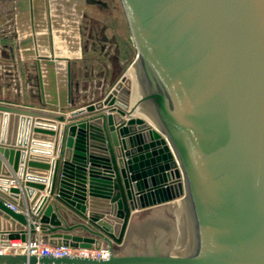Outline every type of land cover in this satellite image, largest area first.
I'll return each mask as SVG.
<instances>
[{
  "label": "water",
  "instance_id": "water-1",
  "mask_svg": "<svg viewBox=\"0 0 264 264\" xmlns=\"http://www.w3.org/2000/svg\"><path fill=\"white\" fill-rule=\"evenodd\" d=\"M122 3L135 105L125 73L72 111L0 103V245L38 221L108 258L0 264H264V0Z\"/></svg>",
  "mask_w": 264,
  "mask_h": 264
},
{
  "label": "crops",
  "instance_id": "crops-1",
  "mask_svg": "<svg viewBox=\"0 0 264 264\" xmlns=\"http://www.w3.org/2000/svg\"><path fill=\"white\" fill-rule=\"evenodd\" d=\"M83 5L79 0H0V103L54 112L85 106L74 79L80 63L90 68L89 58L82 61L86 56L100 61L96 69L104 75H97L96 85L111 84L109 36L116 38V32L103 25L97 36L89 19L96 21L94 15L101 13ZM112 47L120 63V42Z\"/></svg>",
  "mask_w": 264,
  "mask_h": 264
},
{
  "label": "rangeland",
  "instance_id": "rangeland-1",
  "mask_svg": "<svg viewBox=\"0 0 264 264\" xmlns=\"http://www.w3.org/2000/svg\"><path fill=\"white\" fill-rule=\"evenodd\" d=\"M80 4L85 6V8H92L93 11L96 13L101 14H95L96 21H91V24H94L95 26V34L97 36H102L101 29L99 27H102L104 25L105 28L110 27L111 30H115L116 32V38L115 36L111 35L109 36V42L111 44V47L109 49L108 57L112 59V72L111 74V82L110 85H101L98 83L97 75H100L102 77L104 74L100 69H96L97 65L100 63L99 60H94L91 57H83L82 61H85L89 58L86 62H89L90 68L87 69L80 63L79 70L76 79V84H78V87L81 85L82 91H81V103L80 105H87L92 102H96L99 99H101L114 85V83L119 79V77L126 73V70L130 67V64L134 60V57L136 55V48L133 42V38L131 35V31L129 28V24L127 21V17L124 11L122 0H102L106 4V7L103 9L102 7H99L98 5H88L84 0H79ZM94 18V19H95ZM113 33V32H112ZM114 41L120 42V51L122 53L121 62H117V48L112 47L114 45ZM119 52V51H118ZM88 54V53H86ZM81 61V62H82ZM115 62V63H114ZM93 71H96L95 76L93 75ZM98 73V74H97ZM76 76V75H75ZM97 78V79H96ZM117 79V80H116ZM97 80V81H96ZM96 81V83H95ZM95 85V87H94ZM90 102V103H89ZM155 207V206H153Z\"/></svg>",
  "mask_w": 264,
  "mask_h": 264
},
{
  "label": "built area",
  "instance_id": "built-area-1",
  "mask_svg": "<svg viewBox=\"0 0 264 264\" xmlns=\"http://www.w3.org/2000/svg\"><path fill=\"white\" fill-rule=\"evenodd\" d=\"M9 207L20 213L26 212L19 210L17 207L12 205H9ZM33 225V233L26 235L24 240L15 238L11 239L7 245H0V255H25L34 256L36 258L45 257L54 259H61L62 255L88 258H108V250L106 248L90 250L44 244L41 240V232L38 221H34Z\"/></svg>",
  "mask_w": 264,
  "mask_h": 264
},
{
  "label": "bare ground",
  "instance_id": "bare-ground-1",
  "mask_svg": "<svg viewBox=\"0 0 264 264\" xmlns=\"http://www.w3.org/2000/svg\"><path fill=\"white\" fill-rule=\"evenodd\" d=\"M80 8V7H79ZM79 44V43H78ZM70 48V47H69ZM64 51V50H63ZM67 54V53H66ZM125 77L127 79H129V81L131 82V96H130V105H135L137 100L139 99V95L137 93V90H136V87L135 85L133 84V68L130 66L127 70H126V73H125ZM141 109L139 110H135L134 111V115L136 116H145V114L140 111Z\"/></svg>",
  "mask_w": 264,
  "mask_h": 264
},
{
  "label": "flooded vegetation",
  "instance_id": "flooded-vegetation-1",
  "mask_svg": "<svg viewBox=\"0 0 264 264\" xmlns=\"http://www.w3.org/2000/svg\"><path fill=\"white\" fill-rule=\"evenodd\" d=\"M88 5H98L99 7H102L103 9L106 7V4L102 0H84ZM90 1H96L95 3H91ZM99 1V2H98Z\"/></svg>",
  "mask_w": 264,
  "mask_h": 264
}]
</instances>
